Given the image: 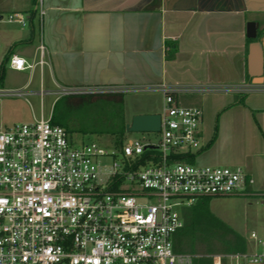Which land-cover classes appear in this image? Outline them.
I'll use <instances>...</instances> for the list:
<instances>
[{
  "label": "built area",
  "instance_id": "built-area-1",
  "mask_svg": "<svg viewBox=\"0 0 264 264\" xmlns=\"http://www.w3.org/2000/svg\"><path fill=\"white\" fill-rule=\"evenodd\" d=\"M12 20L24 25L22 15ZM40 49L37 64L12 55L7 66L15 72L43 69L44 47ZM161 91V144L131 140L121 155L97 144L74 145L51 118L0 130V264H194L202 257L175 251L174 237L185 227L184 210L200 198L246 195L253 180L239 167L197 166L173 158L201 150L204 119L200 107H185L177 98L243 95L253 89L163 86ZM26 94L0 88V98ZM71 94L81 92L61 93ZM39 95L43 98L44 92ZM147 149H155L159 157L151 155L141 164ZM119 155L122 163L102 166L101 158ZM227 259L260 264L264 255Z\"/></svg>",
  "mask_w": 264,
  "mask_h": 264
},
{
  "label": "crops",
  "instance_id": "crops-1",
  "mask_svg": "<svg viewBox=\"0 0 264 264\" xmlns=\"http://www.w3.org/2000/svg\"><path fill=\"white\" fill-rule=\"evenodd\" d=\"M16 14L24 25L10 21ZM249 22L259 23V39L247 37ZM41 46L46 65L28 70L18 91L39 69L41 85L47 72L61 93L155 95L157 106L143 113L155 115L163 86L250 85L243 95L177 99L204 112L199 166L244 169L253 180L244 196L264 203V0H0L2 83L12 55L35 65Z\"/></svg>",
  "mask_w": 264,
  "mask_h": 264
},
{
  "label": "rangeland",
  "instance_id": "rangeland-1",
  "mask_svg": "<svg viewBox=\"0 0 264 264\" xmlns=\"http://www.w3.org/2000/svg\"><path fill=\"white\" fill-rule=\"evenodd\" d=\"M5 20L8 22L9 16H6ZM29 73V71H26L21 75L14 74L7 66L6 76L3 83H0V88L17 91L20 85L28 82L29 79L23 76ZM43 83L42 86L38 69L31 85L29 84L26 89H23L27 93L26 96L0 98V130L15 124H29L35 120H40L42 117L48 120L55 111L56 117H62L66 121L65 123L70 125V140L74 145L97 144L108 152L114 151L121 155V145L118 142H122V140L111 134H102L103 131L111 129L113 125V116H111L110 110L106 111L102 107L91 105L68 112L66 109L67 104L64 102L59 103L55 108V104L62 98L61 92L52 84L47 72L44 75ZM40 92H44L43 98L39 95ZM158 101L159 99L155 95L140 92L126 93L124 97L126 124L127 121L131 122L134 117L148 112V106L151 108L157 106ZM164 106L163 104L158 108V114L162 115L164 113ZM131 140L158 146L161 144L162 135L160 132H126L123 144ZM121 159L122 157L115 159L104 157L100 161L103 167L109 169L115 161L122 163ZM197 160L195 165H204L200 156ZM208 207L210 213L219 220L223 227L220 232L225 236L222 235L217 238L219 241L215 240V244L209 243L210 248L206 247L207 244L204 246L197 242L195 251L191 252L188 248L185 250L186 253L202 256L203 260H211L213 263L220 259L223 264H227V261L224 260H228L227 257L234 254L226 253L227 249L223 243L224 240L225 242L235 243L236 240L233 238L235 233L246 242L248 255H264V245H262L264 240V203L261 199H251L244 195L214 197L209 202ZM225 229H229L232 233H227ZM252 234L257 236L256 240L251 238ZM241 264H245V262H241Z\"/></svg>",
  "mask_w": 264,
  "mask_h": 264
},
{
  "label": "trees",
  "instance_id": "trees-1",
  "mask_svg": "<svg viewBox=\"0 0 264 264\" xmlns=\"http://www.w3.org/2000/svg\"><path fill=\"white\" fill-rule=\"evenodd\" d=\"M261 36V32L258 33V39ZM5 65V64H4ZM4 65L0 71V83H2L3 75H4ZM124 97L123 93H89V94H71L67 96H63L56 104L55 108L59 103L67 104L66 109L68 112L75 111L87 106H97L102 107L106 111L111 112V116H113L112 121L113 125L111 129L107 131H103L102 134H111L115 137L117 136L122 140V142H118L119 145L122 146L123 140H125L126 135V121H125V112H124ZM55 111L53 112L51 122L54 125H59L66 129V131L70 134V125L65 123L59 117H56ZM111 121V122H112ZM120 140V141H121ZM154 155L157 159L159 157L158 152L155 149H147L144 155L141 157L139 163L144 164L147 160H149L150 156ZM198 153H188V154H179L173 155V158L183 159L184 161L194 164L195 159ZM213 197L200 198L197 202L190 208H186L184 210V218H185V227L181 231H179L174 237V247L175 251L186 253L185 250L189 248L191 252H194L195 247L197 246V242H200L201 245L207 246L210 248L209 243L215 244V240L219 241L217 238L220 236H225L220 231L223 229L219 220L215 218L209 211L208 204ZM227 233H232L229 229H225ZM235 238V243L225 242L226 253L231 254H245L247 253V245L246 242L237 234H233ZM213 251V250H211ZM204 258L196 259L194 264H214L211 260H203Z\"/></svg>",
  "mask_w": 264,
  "mask_h": 264
},
{
  "label": "water",
  "instance_id": "water-1",
  "mask_svg": "<svg viewBox=\"0 0 264 264\" xmlns=\"http://www.w3.org/2000/svg\"><path fill=\"white\" fill-rule=\"evenodd\" d=\"M259 23L249 22L247 24V37L251 40L258 38ZM161 115H138L126 124L127 133H158L161 130Z\"/></svg>",
  "mask_w": 264,
  "mask_h": 264
}]
</instances>
